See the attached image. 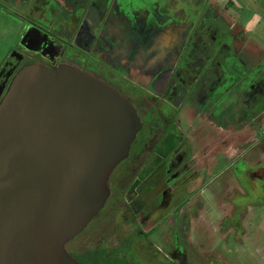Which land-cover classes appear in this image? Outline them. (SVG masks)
<instances>
[{
	"label": "flooded vegetation",
	"instance_id": "1",
	"mask_svg": "<svg viewBox=\"0 0 264 264\" xmlns=\"http://www.w3.org/2000/svg\"><path fill=\"white\" fill-rule=\"evenodd\" d=\"M0 8L23 17L0 62V99L24 65L66 62L110 83L138 115L83 230L120 210L130 231L111 250L122 264H223L197 244L209 233L200 195L218 177L234 181L221 222L239 241L248 205L264 206V47L245 41L242 19L264 24V0H0ZM66 248L84 264H108L90 248Z\"/></svg>",
	"mask_w": 264,
	"mask_h": 264
},
{
	"label": "water",
	"instance_id": "2",
	"mask_svg": "<svg viewBox=\"0 0 264 264\" xmlns=\"http://www.w3.org/2000/svg\"><path fill=\"white\" fill-rule=\"evenodd\" d=\"M138 115L70 63L21 67L0 99V264H84L66 248L103 206Z\"/></svg>",
	"mask_w": 264,
	"mask_h": 264
},
{
	"label": "rangeland",
	"instance_id": "3",
	"mask_svg": "<svg viewBox=\"0 0 264 264\" xmlns=\"http://www.w3.org/2000/svg\"><path fill=\"white\" fill-rule=\"evenodd\" d=\"M238 10L239 7L236 4H230L232 15H236ZM22 19L21 15L11 14L0 8V62L7 54V50L13 47L14 40L22 27ZM242 19L247 27V34L244 35L245 41L264 47V24L256 23V16ZM220 177L224 178V175ZM226 180L223 184L219 177L216 178L207 188V194L201 193L200 195V199L204 201L200 211L204 215L209 233L205 232L207 236L197 238V244L205 243V246L209 247V256L215 257L214 259H218L223 264H264V206L261 204L248 205V211L242 224L241 232L244 233L241 241L237 240L233 229L227 225L226 221L221 222V219L226 220L230 216L229 208L232 203L229 196L234 194L231 189L234 181L230 178ZM119 212L120 210L115 211L112 221L109 218L103 219L105 211L97 215L82 232L67 242V247L75 251L81 247L97 248L103 252L118 248L117 243L122 244L124 235L130 231L125 224L126 221L118 216ZM129 248L132 246L129 245ZM206 251H208L207 247ZM201 262L210 264V261L205 258Z\"/></svg>",
	"mask_w": 264,
	"mask_h": 264
},
{
	"label": "trees",
	"instance_id": "4",
	"mask_svg": "<svg viewBox=\"0 0 264 264\" xmlns=\"http://www.w3.org/2000/svg\"><path fill=\"white\" fill-rule=\"evenodd\" d=\"M93 254L100 256L102 260L106 261L108 264H122L119 260L113 258V250H109L107 253H104L97 248L89 249ZM79 258L81 257L78 253L76 254Z\"/></svg>",
	"mask_w": 264,
	"mask_h": 264
}]
</instances>
